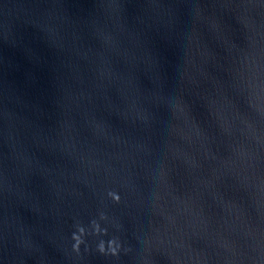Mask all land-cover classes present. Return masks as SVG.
Segmentation results:
<instances>
[{
  "label": "water",
  "instance_id": "1",
  "mask_svg": "<svg viewBox=\"0 0 264 264\" xmlns=\"http://www.w3.org/2000/svg\"><path fill=\"white\" fill-rule=\"evenodd\" d=\"M0 264H264V0H0Z\"/></svg>",
  "mask_w": 264,
  "mask_h": 264
}]
</instances>
